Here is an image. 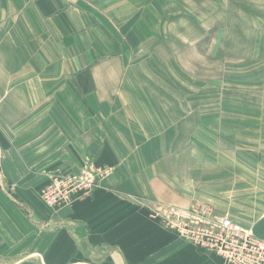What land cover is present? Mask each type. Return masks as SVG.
<instances>
[{
  "label": "crops",
  "instance_id": "1",
  "mask_svg": "<svg viewBox=\"0 0 264 264\" xmlns=\"http://www.w3.org/2000/svg\"><path fill=\"white\" fill-rule=\"evenodd\" d=\"M96 14L81 0H0V256L223 264L152 217L155 203L188 201L149 156L167 134L157 121L146 125L145 103L122 80L126 50ZM87 159L114 172L93 195L52 211L41 189L52 174L80 173ZM239 217L254 228L250 211Z\"/></svg>",
  "mask_w": 264,
  "mask_h": 264
},
{
  "label": "rangeland",
  "instance_id": "2",
  "mask_svg": "<svg viewBox=\"0 0 264 264\" xmlns=\"http://www.w3.org/2000/svg\"><path fill=\"white\" fill-rule=\"evenodd\" d=\"M81 2L126 50L122 80L145 103L146 125L157 121L167 134L166 151L158 145L149 156L165 163L162 175L188 203H155L152 217L223 264L215 248L193 238L202 239L208 222L228 218L264 240V0ZM86 166L105 165L87 159ZM106 166L110 174L88 196L114 172ZM249 211L254 228L239 221ZM236 248L237 260L263 251L242 239ZM2 252L0 264H11Z\"/></svg>",
  "mask_w": 264,
  "mask_h": 264
},
{
  "label": "built area",
  "instance_id": "3",
  "mask_svg": "<svg viewBox=\"0 0 264 264\" xmlns=\"http://www.w3.org/2000/svg\"><path fill=\"white\" fill-rule=\"evenodd\" d=\"M110 172L111 169L107 166L98 167L96 170L86 166L80 173L58 172L52 174L50 181L41 191L42 198L48 205L62 209L71 205L76 199L90 195L96 186V181L109 175ZM201 235V240H199V235H194L193 238L204 246L215 248L224 257L225 264H240L241 261H244V264H250L253 257L264 252V240H256L246 230L228 218H223L219 222H214V220L208 222ZM238 239H242L243 243L247 241L251 245L256 243L263 251L256 255L253 254L251 259L244 257L237 260ZM263 256L257 260L259 264H262Z\"/></svg>",
  "mask_w": 264,
  "mask_h": 264
}]
</instances>
